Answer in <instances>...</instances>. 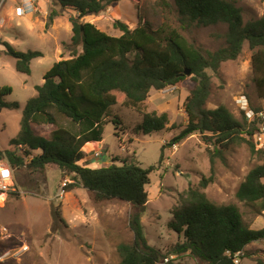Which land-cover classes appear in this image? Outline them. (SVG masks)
Segmentation results:
<instances>
[{
	"label": "rangeland",
	"instance_id": "374dc122",
	"mask_svg": "<svg viewBox=\"0 0 264 264\" xmlns=\"http://www.w3.org/2000/svg\"><path fill=\"white\" fill-rule=\"evenodd\" d=\"M18 2L6 0L0 12V17L5 18V22H0V87L10 86L12 91L4 100L20 105L19 109L0 108V150L17 152L18 145L14 146L12 140L20 132L23 106L37 95L36 85L44 82L43 76L53 63L71 57L69 45L73 25L70 18L78 16L72 6H63L58 0H39L35 11L23 16L16 12ZM237 4L243 10L245 21L264 15V0H239ZM52 11H57L58 15L50 21ZM79 20L94 23L112 36L122 33L114 27L116 20L130 28L147 25L154 31L162 25L169 29L175 27L205 52L223 45L227 31V25L223 23L183 29L175 0H119L99 13ZM5 41H11L18 50H38L44 56L33 59L30 74L19 72L16 60L5 52ZM252 52L246 43L236 60L221 64L219 74L209 71L212 87L207 108L224 104L242 119L239 99L246 98L253 110L260 108L264 112V99L259 97L253 81ZM188 93L187 86L153 89L139 109L125 106V96H122L121 102L113 105L105 117L103 140L94 142V147L85 144L86 157L79 161L83 165L100 167L128 159L144 168L155 166L148 187L150 197L141 222L148 242L165 252L183 241L182 236L168 226L173 206L178 204L185 190L201 188V179L211 175L214 146L203 133L196 132L179 144L169 145L187 124L184 101ZM151 111L167 112V127L151 134L137 132L136 126L144 112ZM52 112L56 124L34 122L37 133L44 134L57 127L76 133L80 131V125L65 115ZM256 126L257 130L264 127L259 121ZM252 139L254 151L247 143L233 144L223 150L222 156H215L214 179L201 190L219 204L236 203L244 221L251 228L260 229L264 227V211L256 215L253 205L236 197L248 172L264 163V146L255 135ZM96 153L100 155L96 156ZM31 155L25 154L26 163ZM11 166L14 187L5 192L0 190V264H120L118 245L134 239L129 226L135 211L131 203L118 199L98 201L93 192L82 186L68 188L74 179L56 165L36 171L26 165ZM246 249L250 255L238 257L239 264L264 262V240L253 242ZM167 257L169 260L163 264H198V259L190 252L171 251Z\"/></svg>",
	"mask_w": 264,
	"mask_h": 264
},
{
	"label": "trees",
	"instance_id": "16d2710c",
	"mask_svg": "<svg viewBox=\"0 0 264 264\" xmlns=\"http://www.w3.org/2000/svg\"><path fill=\"white\" fill-rule=\"evenodd\" d=\"M58 1L63 6H72L78 13L70 18L73 25L69 45L71 57L53 63L43 76L44 82L36 85L37 95L23 106L20 132L12 144L24 145L25 153L0 150V159L6 158L15 167L26 165L34 171L56 165L74 179L68 188L82 186L93 192L98 201L118 199L131 203L135 211L129 226L134 239L118 245L120 264H162L171 251L190 252L198 259V264H236V253H241V259L250 255L246 248L264 240V227L251 228L236 203L219 204L201 188H206L214 179L215 156H222L223 150L230 145L247 143L254 151L252 138L258 129L257 120L249 121L243 111L239 119L224 104L209 109L206 102L212 87L209 71L219 74L221 64L236 60L246 43L253 51V81L259 97L264 99V15L245 21L243 10L237 4L239 0H175L183 29L193 25H227L225 43L214 51L205 52L175 27L169 29L162 25L154 31L147 25L130 28L116 20L114 27L122 33L112 36L94 23L79 20L119 0ZM56 15L58 12L52 11L50 21ZM4 46L6 54L16 60V69L22 73L30 74L31 61L44 56L38 50H18L7 41ZM168 86L189 88L184 101L187 124L169 145L179 144L191 134L200 132L214 149L211 175L201 179V188L185 190L171 210L168 226L181 235L183 241L165 252L148 242L141 222L155 166L144 168L128 159L100 167L83 165L79 161L86 157L85 144L103 140L105 117L113 105L121 102L122 96H125V106L139 109L153 89L159 91ZM11 91L10 86L0 87V108H20L18 102L4 100ZM52 111L80 125V131L57 127L44 134L37 133L34 122L56 124ZM168 123L167 112H144L136 131L151 134L165 129ZM34 150L37 154L26 163L25 154L30 155ZM236 197L253 205L256 215L263 213L264 163L248 172ZM258 264L264 262L258 260Z\"/></svg>",
	"mask_w": 264,
	"mask_h": 264
},
{
	"label": "built area",
	"instance_id": "2783aa9c",
	"mask_svg": "<svg viewBox=\"0 0 264 264\" xmlns=\"http://www.w3.org/2000/svg\"><path fill=\"white\" fill-rule=\"evenodd\" d=\"M6 2V0H0V12L3 8L4 3ZM39 2V0H19V6L16 7V12L17 14H21V15H26V14H30L33 13V11H35V6L36 4ZM5 22V18L2 16L0 17V22ZM239 103H240V107L243 110V112L245 113L247 119L249 121H253V120H257L260 123H262L264 125V112L259 110V111H255L251 108V106L249 105V102L246 98H241L239 99ZM255 137L257 138V141L259 142V144L261 146H264V127L261 130H257L256 134H254ZM25 150V146L20 144L18 145V153H23ZM32 154V155H31ZM31 157H34V154L31 153ZM28 155V156H30ZM100 153H96V156H99ZM64 185H66V181H64L63 183ZM14 187V174H13V168L10 165V163L5 162L3 159L0 160V190L5 192V191H9L11 188ZM64 192V190H62ZM241 253L238 252L234 255V262L236 264H239V260L237 259L238 257H240ZM173 256V255H171ZM169 258L166 257L164 259V261L162 262V264L165 261H168ZM238 260V261H237Z\"/></svg>",
	"mask_w": 264,
	"mask_h": 264
},
{
	"label": "crops",
	"instance_id": "0c3cea01",
	"mask_svg": "<svg viewBox=\"0 0 264 264\" xmlns=\"http://www.w3.org/2000/svg\"><path fill=\"white\" fill-rule=\"evenodd\" d=\"M10 42H11V41H10ZM10 42H9V43H10ZM11 44H12V43H11ZM35 59H36V58H35ZM32 61H33V60H32ZM32 61H31V66H30L31 68H32ZM31 71H32V69H31ZM91 142H100V141H91ZM91 144H94V143H89L88 146L91 145ZM85 146H86V145H85ZM85 146H84L83 148H85ZM83 150H84V149H83ZM84 151H85V150H84ZM35 152H37V151L34 150L33 153H35ZM0 160H2V159H0ZM3 160H4V158H3Z\"/></svg>",
	"mask_w": 264,
	"mask_h": 264
},
{
	"label": "water",
	"instance_id": "95a60500",
	"mask_svg": "<svg viewBox=\"0 0 264 264\" xmlns=\"http://www.w3.org/2000/svg\"><path fill=\"white\" fill-rule=\"evenodd\" d=\"M187 73H189V71L186 70Z\"/></svg>",
	"mask_w": 264,
	"mask_h": 264
}]
</instances>
